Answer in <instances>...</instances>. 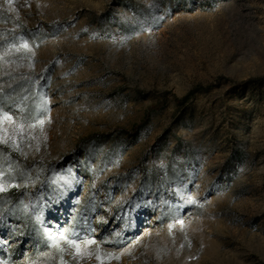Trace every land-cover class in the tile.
<instances>
[{
  "label": "rangeland",
  "instance_id": "374dc122",
  "mask_svg": "<svg viewBox=\"0 0 264 264\" xmlns=\"http://www.w3.org/2000/svg\"><path fill=\"white\" fill-rule=\"evenodd\" d=\"M0 136V264H264V0H0Z\"/></svg>",
  "mask_w": 264,
  "mask_h": 264
},
{
  "label": "trees",
  "instance_id": "16d2710c",
  "mask_svg": "<svg viewBox=\"0 0 264 264\" xmlns=\"http://www.w3.org/2000/svg\"><path fill=\"white\" fill-rule=\"evenodd\" d=\"M199 87H197L196 89H198ZM196 89H194V90H191V91H189L187 94H185L184 96H182L181 98H178L177 100L179 101V102H185V101H187L188 99H189V97L191 96V94L193 93V92H195V90ZM159 107V106H158ZM158 107H152L151 109H149L148 111H147V115H149L150 114V112H152V111H154V110H157L158 109ZM146 119H147V116L144 118V120L142 121V124H144L145 123V121H146ZM140 126H142V125H140ZM140 126L139 125H137L136 127H135V129L133 130V134L134 135H136V134H138V129L140 128ZM110 134H102V133H97V134H93V135H91L90 137H89V139H99V138H102V137H105V136H109Z\"/></svg>",
  "mask_w": 264,
  "mask_h": 264
},
{
  "label": "snow or ice",
  "instance_id": "6c2138e0",
  "mask_svg": "<svg viewBox=\"0 0 264 264\" xmlns=\"http://www.w3.org/2000/svg\"><path fill=\"white\" fill-rule=\"evenodd\" d=\"M11 2H12V0H8V3L9 4H11ZM10 10H11V8H10ZM6 118L9 119V120H11V117L10 116H8ZM14 134H15V132H14ZM8 139H11V137L5 138L3 136H0V142L7 143L8 142ZM0 190H3L2 187H0ZM68 243H69V245L71 247H73V248L76 249L77 253H80V246H79V244L75 240H70V241H68ZM89 243H93V241H89ZM97 259H100V257L97 256ZM61 264H63V261H61Z\"/></svg>",
  "mask_w": 264,
  "mask_h": 264
}]
</instances>
